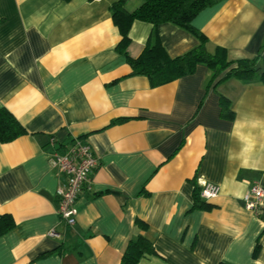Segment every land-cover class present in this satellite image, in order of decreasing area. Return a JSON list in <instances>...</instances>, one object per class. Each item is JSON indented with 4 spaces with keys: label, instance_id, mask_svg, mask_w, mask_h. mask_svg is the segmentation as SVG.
<instances>
[{
    "label": "crops",
    "instance_id": "crops-1",
    "mask_svg": "<svg viewBox=\"0 0 264 264\" xmlns=\"http://www.w3.org/2000/svg\"><path fill=\"white\" fill-rule=\"evenodd\" d=\"M115 1L0 0V108L26 130L0 142V216L14 223L0 235V264H119L136 219L155 251L137 264H264V195L257 213L242 200L252 181L264 189V82L210 83L198 64L152 87L116 49ZM191 24L207 51L264 66V0H222ZM154 30L170 57L198 43L172 23L134 20L127 55L137 57ZM221 97L232 117L221 114ZM76 136L98 164L68 225L49 154ZM203 181L220 191L198 208Z\"/></svg>",
    "mask_w": 264,
    "mask_h": 264
},
{
    "label": "trees",
    "instance_id": "trees-1",
    "mask_svg": "<svg viewBox=\"0 0 264 264\" xmlns=\"http://www.w3.org/2000/svg\"><path fill=\"white\" fill-rule=\"evenodd\" d=\"M127 1L117 0L110 5L113 23L121 35L116 49L125 55L131 74L145 76L152 87L191 74L198 64H204L210 70V83L216 79V82H221L229 77L264 82V66L258 63V57L229 60L226 50L222 47H215L209 52L206 49L207 38L192 26L191 21L198 12L222 0H141L140 5L131 12L124 9ZM134 20L151 23L154 27L161 23H172L191 33L198 43L187 52L170 57L154 30L152 41L147 42L140 54L132 58L127 55L126 48L129 44L128 30ZM220 112L232 117L228 102L223 97L220 98ZM25 133L26 130L14 116L6 108H0V142L12 141ZM199 192L200 188H194V206L207 208L208 205L201 201ZM13 224L10 216L1 215L0 235L9 231ZM134 224L137 231L127 241L119 264H137L142 257L155 253L152 244L144 236L146 223L136 219ZM257 251L258 244L253 255Z\"/></svg>",
    "mask_w": 264,
    "mask_h": 264
},
{
    "label": "built area",
    "instance_id": "built-area-1",
    "mask_svg": "<svg viewBox=\"0 0 264 264\" xmlns=\"http://www.w3.org/2000/svg\"><path fill=\"white\" fill-rule=\"evenodd\" d=\"M55 141V138L50 139L52 145ZM49 162L60 177L56 188L57 214L66 224L73 225L78 212L76 207L78 196L82 188L90 183L91 173L98 160L87 138L76 136L66 144L55 147L49 154ZM200 185L199 197L203 202L210 201L219 194L220 188L217 184L203 181ZM262 195L264 189L261 188L259 181H252L242 196L244 208L257 213ZM49 234L55 235V232L50 231Z\"/></svg>",
    "mask_w": 264,
    "mask_h": 264
},
{
    "label": "clouds",
    "instance_id": "clouds-1",
    "mask_svg": "<svg viewBox=\"0 0 264 264\" xmlns=\"http://www.w3.org/2000/svg\"><path fill=\"white\" fill-rule=\"evenodd\" d=\"M200 264H204V261H201Z\"/></svg>",
    "mask_w": 264,
    "mask_h": 264
}]
</instances>
